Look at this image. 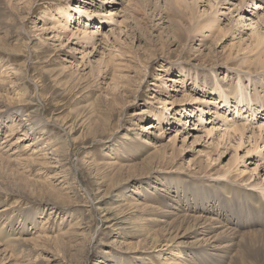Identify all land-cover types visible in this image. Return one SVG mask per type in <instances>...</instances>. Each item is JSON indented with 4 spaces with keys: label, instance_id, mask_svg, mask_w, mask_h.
Wrapping results in <instances>:
<instances>
[{
    "label": "rangeland",
    "instance_id": "1",
    "mask_svg": "<svg viewBox=\"0 0 264 264\" xmlns=\"http://www.w3.org/2000/svg\"><path fill=\"white\" fill-rule=\"evenodd\" d=\"M263 65L264 0H0V264H264Z\"/></svg>",
    "mask_w": 264,
    "mask_h": 264
},
{
    "label": "bare ground",
    "instance_id": "2",
    "mask_svg": "<svg viewBox=\"0 0 264 264\" xmlns=\"http://www.w3.org/2000/svg\"><path fill=\"white\" fill-rule=\"evenodd\" d=\"M241 2H242V1H241ZM78 10H79V9H78ZM235 10L237 11V9H235ZM212 17H213V16H212ZM180 25H181V24H180ZM176 27H177V26H176ZM176 27H175V28H176ZM177 28H180V27H177ZM210 28H211V27H210ZM182 30H183V28H182ZM182 32H184V30H183ZM83 33H84V32H83ZM173 33H174V32H173ZM181 35H182V34H181ZM176 36L178 37V36H179V33H178ZM181 37H182V36H181ZM256 38H257V37H256ZM258 39H259V38L255 39V41L257 40V45H260L262 41H260V40H258ZM260 48H261V47H260ZM258 53H259V52H258ZM261 54H262V53H261ZM255 56H256V55H255ZM263 67H264V65H263ZM256 93H257V92H256ZM254 101H257V100L255 99V97L248 99L247 102L250 103V104L245 105V107H247V106H249V105H254ZM262 102H263V101H262ZM263 103H264V102H263ZM263 103H262L260 106L264 108V104H263ZM247 108H248V107H247ZM28 119H29V118H28ZM22 120H24V119H22ZM24 121H25V120H24ZM26 122H27V121H26ZM28 125H29V124H28ZM30 126H31L30 129H32V126H33V125H30ZM241 126H242V125H241ZM242 127H243V126H242ZM233 129H235L236 131H239V130H240V127H239V126H235ZM240 131H241V130H240ZM240 131H239V132H240ZM21 140H22V139H21ZM18 141H20V140L18 139ZM14 142H15V141H14ZM16 142H17V141H16ZM16 142H15V143H16ZM12 144H13V143H12ZM257 146H258V145H257ZM164 180H165V179H164ZM162 181H163V180H161V179H158V180H157L158 183H161ZM256 183H257V182H256ZM219 187L221 188V186H219ZM219 190H221V191H227V190H228V187H224V188H221V189H217L216 191H219ZM250 196H251V194H250ZM261 202H262V201H261ZM261 202H254V201H252L251 204L253 203V204H252L253 206H259V205H261ZM175 207H176V206H175ZM154 208H155V207H154ZM156 209H157V210H156ZM155 210L157 211V214L160 213V217H167V218H168V217L171 216V211H170L169 207L158 206L157 208H155ZM156 211H155V212H156ZM153 212H154V211H153ZM153 212H152V213H153ZM174 215H175V213H174ZM177 215H178V214H177ZM177 215H176V216H177ZM156 216H157V215H156ZM176 216H175L174 218H176ZM179 216H180V219H184V218L187 219V217H184V216H187V215H184V216H183V215H180V214H179ZM107 217H108V216H107ZM181 217H183V218H181ZM192 218H193V217H192ZM204 218L207 219V217H204ZM116 219H117V218H116ZM177 219H178V221L180 220L179 218H177ZM177 219H176V220H177ZM189 219H190V218H189ZM189 219H188V220H189ZM196 219H197V218H196ZM173 220H175V219H173ZM192 220H194V219H192ZM209 220H210V219H209ZM209 220H208V221H209ZM214 220H215V219H214ZM214 220L211 219V221H214ZM111 221H112V220H111ZM183 221H184V220H183ZM198 221H199V220H198ZM203 221H204V220H203ZM203 221H202V223H204ZM205 221H206V220H205ZM211 221H210V222H211ZM174 222H175V221H174ZM192 222H193V221H192ZM195 222H196V221L194 220V223H193L194 225H195ZM200 222H201V221H200ZM200 222H197V223H199V225H195V226H194V225L192 224V225H193V228H190V230H188V234H186V236H189V237H195V236H197V235H204L205 233H208L209 231H208V229L205 228L206 226H205L204 224L201 225ZM216 222H218V221H216ZM189 223H190V220H189ZM205 224H206V223H205ZM210 224H211V223H210ZM214 224H215V223H214ZM214 224H213V225H214ZM192 225H189V226L191 227ZM215 225H216V224H215ZM220 225H221V224H220ZM189 226H187V228H188ZM204 226H205V227H204ZM207 226H208V225H207ZM209 227H210V226H209ZM211 227H213V226H211ZM216 227H217V225H216ZM218 227H219V225H218ZM212 229H213V228H212ZM214 229H215V228H214ZM221 230H222V229H221ZM224 230L226 231V229L223 228V231H224ZM229 230H230V229H229ZM229 230L227 229V231H229ZM234 230H235V229H234ZM203 233H204V234H203ZM219 233H220V232H219ZM225 233H227V232H225ZM229 233H230V232H228V234H229ZM232 233H233V237H234V232H232ZM232 233H230V234H232ZM215 235H217V237H219L218 234H215ZM224 235H225V234H224ZM224 235H223V237H224ZM186 236H185V237H186ZM211 236H212V235H211ZM220 236H222V235H220ZM183 237H184V236H183ZM229 237H230V236H229ZM229 237H228V238H229ZM231 237H232V235H231ZM231 237H230V238H231ZM233 237H232V238H233ZM12 238H13V237H12ZM12 238H11V239H12ZM17 238H18V237H17ZM220 238H221V237H219V238H214V239H213V243L215 242V244H214L213 246L210 244L211 247H213L214 249L219 250L218 253H217V250H216V254H215V255H216L217 257H221V256L223 255L220 251H225V247L227 246V245L225 246V245H223V244H222L223 246H219V243H218V245L216 244V242H217L218 239H220ZM203 239H204V238H203ZM223 239H224V238H223ZM225 239H227V238H225ZM225 239H224V240H225ZM221 240H222V239H221ZM195 241H197V239H195L194 242H195ZM211 241H212V240H211ZM211 241H210V242H211ZM219 241H220V240H219ZM219 241H218V242H219ZM231 241H232V240H231ZM195 243H196V242H195ZM195 243H193V245H194ZM198 243H199V242H197V244H198ZM220 244H221V243H220ZM225 244H226V243H225ZM227 244H228V243H227ZM230 244H231V243H230ZM230 244H229V245H230ZM232 244H233V242H232ZM177 245H178V244H177ZM189 245H190V244H189ZM178 247H179V246H178ZM178 247L169 250V255L166 256V259H167V260H169V259L177 260V259H178V258H175V257L178 255V252H179V248H178ZM223 247H224V248H223ZM227 247H228V246H227ZM226 250H227V249H226ZM228 250H229V248H228ZM220 253H221L222 255H221ZM192 255H193V254H192ZM226 256H228V255H225L224 257H226ZM171 262H172V261H171Z\"/></svg>",
    "mask_w": 264,
    "mask_h": 264
}]
</instances>
